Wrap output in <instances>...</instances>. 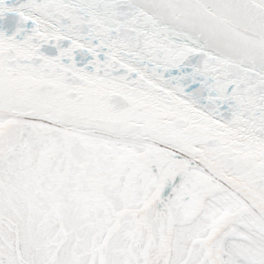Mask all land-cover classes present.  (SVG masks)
<instances>
[{"label":"snow or ice","instance_id":"6c2138e0","mask_svg":"<svg viewBox=\"0 0 264 264\" xmlns=\"http://www.w3.org/2000/svg\"><path fill=\"white\" fill-rule=\"evenodd\" d=\"M0 264H264V0H0Z\"/></svg>","mask_w":264,"mask_h":264}]
</instances>
